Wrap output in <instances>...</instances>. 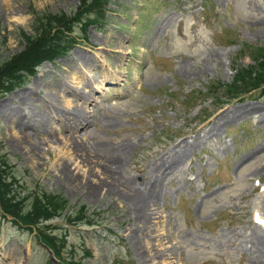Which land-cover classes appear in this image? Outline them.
I'll use <instances>...</instances> for the list:
<instances>
[{"label":"rangeland","instance_id":"obj_1","mask_svg":"<svg viewBox=\"0 0 264 264\" xmlns=\"http://www.w3.org/2000/svg\"><path fill=\"white\" fill-rule=\"evenodd\" d=\"M56 15L72 19L77 43L0 89V169L23 211L42 195L64 204L38 225L0 209V264H264L254 232L264 230V84L231 88L264 78V0H0V68L38 36L40 16ZM64 80L94 89L97 122L74 130L86 157L73 152V131L55 142L42 135L39 98L64 107L50 95ZM126 144L124 176L143 188L157 175L162 183V221L142 246L135 200L107 185L91 191L114 177L110 158ZM171 245L177 254L164 261L156 251Z\"/></svg>","mask_w":264,"mask_h":264},{"label":"bare ground","instance_id":"obj_2","mask_svg":"<svg viewBox=\"0 0 264 264\" xmlns=\"http://www.w3.org/2000/svg\"><path fill=\"white\" fill-rule=\"evenodd\" d=\"M83 58H84V61L87 62V64L93 65V63L96 62L95 60H94L95 61L94 62L91 57H88V55H84ZM75 75H76V73H75ZM76 79H79V77H77ZM80 79L81 80L77 81L78 83H82L86 87H92L91 80L90 79H84L83 74L80 75ZM84 86H82V87H80V86L76 87L75 86L74 87L69 82H66L64 80L58 86L52 87L51 92H50L51 97H53L55 100H57L59 102H63L64 104H66V105H64V107H61V108L54 107L53 104L48 105V102H46V100L44 102L43 99L39 98V100L43 104L42 105V109H43L42 111L47 113V117H46L47 120H45V123H44L45 126H42L43 127L42 135H44V140L47 139L49 142H55V140H57L56 139L57 138L56 132H58V131L61 132V130H63V129H66L68 131H73L72 133L69 132V135L71 134L70 140L72 143L73 152L80 157L89 156L90 153L88 150H85V148L83 146V141H82L83 136L78 137V135H75L74 133H75V131H77L79 129L80 126H82L86 123L90 124V123L97 122L96 119L92 118V112L88 109L89 104H92L91 100H94V98L96 99L94 92H93L94 89L92 91H90V90L87 91V90H84ZM34 94H35V91L33 89H31V91L26 94L27 99L33 98ZM67 94L74 95L76 97V99H74L75 101H73L71 97H70L71 99L69 100L68 99L69 96L67 97ZM46 103L48 106L46 105ZM14 113L16 114L15 110H14ZM49 116H52L54 119L57 118L56 120L58 122V126L56 128H53L52 119L48 118ZM14 120H15V123L21 122V120H18V118H17V120H16V118ZM29 120L32 121V120H35V118H30ZM36 121H38V117H37ZM88 124H86V125H88ZM27 126H30V124L27 123ZM212 130L213 129L211 128L209 131H212ZM83 135H85V134H83ZM185 143H186V145H188L187 142H185ZM40 148H42V147L39 144V145H36L34 147V150H37V149L40 150ZM130 149H131V145L126 144V145L119 146L114 151V155L112 156V158H110V159H112V162H113L110 166V169H111L112 173L114 174V177L110 176V179L104 178L103 181L95 182L93 185V188H91L92 189L91 191L93 194H95L100 188H102L101 186L107 185V186H109V188L115 189L118 193H120L122 195L124 194V195L128 196L129 198H131L132 200H135V202L137 203V208L139 210V214H140V216L144 222L143 226H141V228L139 229V237L141 239H143V240H141V243H140L142 246V242L146 241V239L150 241L151 238L153 239L156 236L154 234V231H153V229H155V227H153V225L157 222L156 220L158 219L160 222L162 221L160 219V217H162V215H160V213L158 211V206H157L158 200H159V193H160L159 190H161V184L162 183L160 181V179H161L160 176L157 175V177L153 181V183L152 182L149 183L151 188L150 187L148 188L147 185H145V188H143L142 186H138L136 184L137 182L132 181L131 178L124 176L122 170H123V166H124L125 162L127 161V154L130 151ZM179 153L180 154H179L178 158L182 159V157H180L182 152H179ZM107 158H109V157H107ZM177 163H179L178 160L174 159L172 161V163L170 165H168V167H165L164 171L160 172V173L164 174L165 172H167L168 168L171 169V168L176 167ZM103 164L105 166V163H103ZM160 168L162 169V167H160ZM158 172H159V170H158ZM153 173H154V171H153ZM120 174H122L125 179H122L121 176L119 177ZM132 200H130V201H132ZM254 229L256 230V231L253 230L257 234L256 237L258 238L259 242L262 244V247H264V230L260 229L257 225H255ZM258 230L260 231V234L258 233L259 232ZM261 230L263 231L262 233H261ZM140 238H139V240H140ZM155 240H158V239L155 238ZM149 241L147 242L148 244L151 242V241L150 242ZM157 243H159V242H157ZM149 246H150V244H149ZM152 247H154V244H152L149 247V252H151ZM140 252H141V255H146L148 253V251L144 250V249L143 250L141 249ZM156 253L158 256H161L163 258V260L165 261V257L168 256V258H170L172 256V254H177V249H176L175 245H171V246H168L166 249H162V251H156Z\"/></svg>","mask_w":264,"mask_h":264},{"label":"trees","instance_id":"obj_3","mask_svg":"<svg viewBox=\"0 0 264 264\" xmlns=\"http://www.w3.org/2000/svg\"><path fill=\"white\" fill-rule=\"evenodd\" d=\"M36 22L39 25L36 29L38 36L29 37L24 50L0 68V89L2 91L9 88L15 81L17 83L23 73L34 74L43 62L56 61L66 55L77 43L72 35L73 30L69 27L72 19L68 16H40ZM259 77L255 76L248 81L242 76V80L245 81L240 80L231 86L236 89L233 94L242 95L250 91V88L264 84V78ZM12 186V181L7 180L0 169V209L3 215L11 216L15 222L38 225L44 220L54 218L62 210L64 203L61 200L42 195V198L38 196L31 202V209L23 211L21 200H18L19 196L16 195L17 192ZM68 220L72 221V218ZM55 239V237L46 236V242H43L49 247L50 245L55 247V244L58 246Z\"/></svg>","mask_w":264,"mask_h":264}]
</instances>
